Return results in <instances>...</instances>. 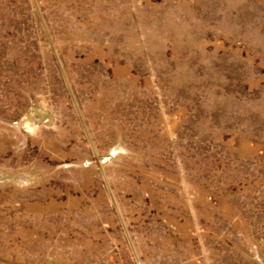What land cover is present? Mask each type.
<instances>
[{"label":"rangeland","instance_id":"374dc122","mask_svg":"<svg viewBox=\"0 0 264 264\" xmlns=\"http://www.w3.org/2000/svg\"><path fill=\"white\" fill-rule=\"evenodd\" d=\"M0 264H264V0H0Z\"/></svg>","mask_w":264,"mask_h":264}]
</instances>
